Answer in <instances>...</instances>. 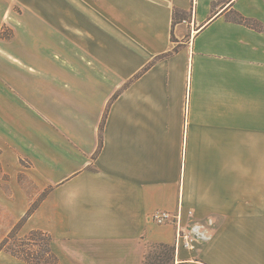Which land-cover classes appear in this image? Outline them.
Segmentation results:
<instances>
[{
	"label": "crops",
	"instance_id": "1",
	"mask_svg": "<svg viewBox=\"0 0 264 264\" xmlns=\"http://www.w3.org/2000/svg\"><path fill=\"white\" fill-rule=\"evenodd\" d=\"M68 9L65 48L55 16L1 44L0 175L47 190L26 229L57 264H144L174 248L152 214L191 211L202 236L171 264H264V0Z\"/></svg>",
	"mask_w": 264,
	"mask_h": 264
},
{
	"label": "rangeland",
	"instance_id": "2",
	"mask_svg": "<svg viewBox=\"0 0 264 264\" xmlns=\"http://www.w3.org/2000/svg\"><path fill=\"white\" fill-rule=\"evenodd\" d=\"M89 1L91 0H0V65L2 63L1 56H3L1 46L2 41L11 39L14 36V33L25 35V33H27V26L23 22L25 18L41 19L53 16L57 17L59 20V34L62 39L60 41V46L65 48L67 32L65 20L68 15H70L69 11L72 10L68 8H72L73 5H82L84 2ZM83 6L84 7L79 10L75 9L78 14L89 16L88 12H94L92 9L87 8L86 4ZM85 8L87 9L85 10ZM116 14L118 15V10L116 11ZM0 173H2L1 168ZM6 180V176L0 175V241L27 213L30 215L40 197H44L47 193V190H44L37 199H34V185L26 178L18 177L13 188L9 187ZM21 191L28 196H31L33 200L27 202L24 198L18 199ZM23 211H26V213H24L25 215L19 217ZM24 224L19 231L20 237H25L30 232V230L26 229ZM57 244H59V242ZM160 252L161 248H159L158 245H151L148 249V256L146 257L144 264H158L159 260L157 261L154 256ZM168 261L167 259L164 260L161 258V264H170V261ZM56 263H58V260ZM0 264L28 263L4 252H0Z\"/></svg>",
	"mask_w": 264,
	"mask_h": 264
},
{
	"label": "trees",
	"instance_id": "3",
	"mask_svg": "<svg viewBox=\"0 0 264 264\" xmlns=\"http://www.w3.org/2000/svg\"><path fill=\"white\" fill-rule=\"evenodd\" d=\"M233 19L240 25H244L259 32L263 31V27L259 22L245 18L238 13L234 14ZM174 51L175 49L173 52ZM171 54L172 52L159 58H165ZM103 121L104 119L102 122ZM28 216L29 213H27L16 225H14L9 233L0 241V252L9 254L10 256L22 260L28 264H57L56 256L51 250L50 244L52 242V238L49 234L32 230L25 237L19 236V231ZM158 247L161 248V252L154 256L157 261L159 260L158 264H161V258L164 260L167 259V261L169 259L171 264L174 248L163 244L158 245Z\"/></svg>",
	"mask_w": 264,
	"mask_h": 264
},
{
	"label": "built area",
	"instance_id": "4",
	"mask_svg": "<svg viewBox=\"0 0 264 264\" xmlns=\"http://www.w3.org/2000/svg\"><path fill=\"white\" fill-rule=\"evenodd\" d=\"M151 220L157 225L172 223L175 225L174 251L180 249L192 250L196 242L201 238L202 226L192 222V212L187 211V223H183L182 213L178 211L172 215L167 212H156L152 214Z\"/></svg>",
	"mask_w": 264,
	"mask_h": 264
}]
</instances>
